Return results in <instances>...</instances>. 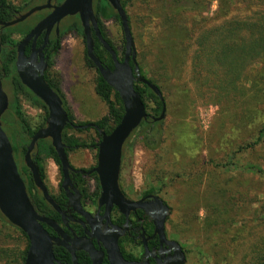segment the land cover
<instances>
[{"label": "rangeland", "instance_id": "374dc122", "mask_svg": "<svg viewBox=\"0 0 264 264\" xmlns=\"http://www.w3.org/2000/svg\"><path fill=\"white\" fill-rule=\"evenodd\" d=\"M123 1L132 18L135 62L160 87L165 119L160 149L148 151L134 138L123 151L121 184L135 197L156 187L170 209L167 231L181 243L186 264H245L264 245V61L249 65L252 60L244 59V49L264 32V0ZM104 29L122 56L120 25L104 21ZM222 39L236 45L225 47L224 41L233 52L227 59L215 53ZM230 59L240 72L235 81L224 80L226 66L218 67ZM53 60L76 121L93 123L106 115L82 38L66 33ZM148 106L151 115L153 104ZM21 107L32 122L40 116L26 101ZM71 134L87 143L95 137L92 131ZM95 159L88 148L69 154L70 165L79 169ZM45 172L55 194L58 167L47 160Z\"/></svg>", "mask_w": 264, "mask_h": 264}, {"label": "water", "instance_id": "95a60500", "mask_svg": "<svg viewBox=\"0 0 264 264\" xmlns=\"http://www.w3.org/2000/svg\"><path fill=\"white\" fill-rule=\"evenodd\" d=\"M94 0H65L59 7H55L51 14L39 22L30 34L20 43L18 47V59L16 62V74L20 83L35 96L47 108L48 117L44 128L38 130L30 140L24 155V165L30 172L35 188L41 193L44 201L56 212L60 213L59 207L51 198L47 187L41 180L38 167L31 158V153L37 143L42 140H49L60 163V172L62 176L61 188L68 191L71 186L69 173L73 172L68 157L65 152V145L62 142V132L69 124L68 116L63 109V104L58 95L48 86L44 79V64L40 69L35 70L34 64L26 60L23 56V47L31 38H37L42 31H46V37L51 28L59 25L60 21L66 17L77 16L84 35L85 54L87 59L96 68L103 81L118 94L122 103L123 115L119 124L106 135L95 125L88 124L84 128H93L100 136V141L96 148V167L91 173L96 174L100 188V204L110 203L116 206L121 212H127L136 208H141V203H132L124 198L119 189V178L122 164V151L126 141L132 133L148 118L145 106L141 98L134 90V85L140 83L145 85L160 101H162L159 89L149 81L141 77L138 67L136 66L135 47L131 32L127 23L126 14L121 6L120 0H106L111 8L117 13L121 30L124 38V58L122 62L117 59L116 53L103 40L97 26V20L93 11ZM49 5L39 6L31 9L18 19L3 23L0 22L1 28L13 27L31 15L48 9ZM94 37L101 44L102 48L108 53L113 63V70L105 68L100 60L93 54ZM34 46V44H33ZM132 62L134 69L129 63ZM8 97L3 91L0 81V213L13 227L20 230L29 242V248L26 253L24 264H57L53 254V246H64L59 240L49 236L43 225L57 230V225L50 219L40 216L34 209L25 185L19 175L11 144L5 132L2 129L1 118L8 110ZM165 119V107L154 122H161ZM74 129L79 127L73 126ZM80 173H83L80 172ZM158 204V217L154 219L156 231L163 232V226L166 217L169 214V208L163 205L157 198L153 197ZM155 214V209L150 213ZM91 255L93 264H100L93 255V249H84ZM108 259L111 263L122 261L121 254L114 243L111 250H108ZM170 264H186L184 253L177 248L176 258Z\"/></svg>", "mask_w": 264, "mask_h": 264}, {"label": "trees", "instance_id": "16d2710c", "mask_svg": "<svg viewBox=\"0 0 264 264\" xmlns=\"http://www.w3.org/2000/svg\"><path fill=\"white\" fill-rule=\"evenodd\" d=\"M121 6L126 14L127 23L132 35V18L128 11V3L126 1L120 0ZM93 11L95 18L97 20V26L100 31V34L103 40L112 48V50L116 53L117 59L119 62L123 61L125 49L123 47L122 56L119 55L117 49L111 43L110 39L107 37L104 29V21H115L120 25L119 18L117 13L111 8V6L106 2V0H94L93 1ZM9 22V21H8ZM4 23H7V20H4ZM62 31L64 33L72 32L73 34L82 38L84 44V35L83 30L80 24L78 17H69L65 23L62 25ZM121 28V26H120ZM18 28H4V33L1 35L0 33V51L1 45H5V36L10 32H17ZM122 31V30H121ZM92 37L94 40V50L93 54L97 57L102 65L109 69L113 70V63L111 61L108 53L102 48L101 44L94 37L93 31H91ZM123 35V33H122ZM259 38H256L254 41L250 42L248 48L244 49V59L247 61L252 60L249 65L253 62H262L264 61V32L259 33ZM236 40V39H235ZM224 41L226 42L225 47H235L236 45H229V39L221 40L222 44L219 45L217 42V51L215 52L218 58H226L228 52H232L223 46ZM134 42V39H133ZM237 42V40H236ZM123 44L124 38H123ZM220 47H224L221 49ZM244 48V46H242ZM233 53V52H232ZM231 54V53H230ZM243 53L238 54L239 62L243 57H241ZM232 55V54H231ZM231 58V57H230ZM0 60L5 62V75L7 78L11 80L9 89L7 87L3 88V91L8 97L9 106L8 110L4 113L1 118L2 129L7 135L9 142L12 147L13 157L19 172V175L25 185L28 197L35 209V211L42 217H46L48 219L53 218L54 212L51 207L44 201L41 193L35 188L30 172L24 165L23 159L26 153L27 147L30 143L33 135L40 129L44 128L46 125V119L48 117L47 108L43 105L41 101L36 99L31 92H29L19 81L17 75L15 74V68L13 66V59L8 60L4 53L0 54ZM220 61V59H219ZM234 59L228 60V64H225L222 60L223 64L218 65V67H222V65L226 66V69L222 71L221 77L224 80L235 81V79L239 76L238 71H233L232 63ZM85 65L88 69H92L96 73V78L94 81V94L97 98L103 103L107 109L106 115H104L99 120L89 123V122H77L76 118L66 100V96L62 90V77L57 72L54 71V62H50L47 73L45 74V81L48 86L58 95L63 104V109L65 110L69 124L65 127L62 132V142L65 145V152L69 160V154L77 149L88 148L96 152L97 144L100 141V136L93 128H84L88 124L95 125L99 130L103 131L106 135L110 134L111 131L119 124L122 115L123 108L121 100L118 97V94L115 93L100 77L96 68L93 64L87 59L85 54ZM130 67L134 69V65L132 62L129 63ZM136 66L139 69L140 75L145 80L149 81L151 84L156 86L159 90L160 87L150 80L146 79L142 68H140L137 64ZM207 72L204 75L207 77ZM214 72V70H213ZM216 72V71H215ZM214 72V74H215ZM218 73V72H217ZM235 74V75H234ZM2 74H0L1 77ZM201 75V74H199ZM234 75V76H233ZM231 76V78H230ZM261 79L264 82V67H262V74L259 76V80ZM262 82V81H261ZM219 85L222 84V81L219 80ZM262 87V94H264V83ZM134 90L137 92L143 102L148 118L146 121L142 122L141 125L132 133L129 139L126 141L123 151L131 145V142L134 138L139 139L143 147L148 151H156L161 148L163 144V123L162 122H154L153 118L159 117L163 105L164 100L160 101L145 85L140 83H136L134 85ZM231 90V89H230ZM32 99V100H31ZM26 101L31 107L40 111V116L34 122L28 120L24 113L22 112L21 103ZM151 102L153 104V108L150 109L151 115L148 113L149 106L148 103ZM73 126L79 127L74 129ZM93 132L95 137L90 139L89 142H85L76 138L71 133H89ZM264 133V128L261 130ZM260 139L248 144L247 148H251L257 145ZM122 151V154H123ZM31 158L33 162L36 163L41 180L45 184L48 189V192L51 191L46 183V172H45V164L47 160L52 161L60 172V163L57 158V155L52 148L49 140L39 141L31 153ZM123 160V156H122ZM260 172V171H257ZM61 174V172H60ZM156 187L151 188L147 193L157 195ZM50 194V193H49ZM55 203L59 204V199L51 197ZM222 227V229H221ZM228 226H219L218 229L220 232L224 230ZM43 228L46 227L43 225ZM216 229L217 231H219ZM14 244H12V242ZM29 248V242L26 236L17 228L13 227L10 223L6 221V219L0 213V264H24L27 250ZM54 257H56V250L53 251ZM245 264H264V245L262 247H256L253 249V253L250 259L245 262Z\"/></svg>", "mask_w": 264, "mask_h": 264}, {"label": "flooded vegetation", "instance_id": "af4514ba", "mask_svg": "<svg viewBox=\"0 0 264 264\" xmlns=\"http://www.w3.org/2000/svg\"><path fill=\"white\" fill-rule=\"evenodd\" d=\"M64 1L16 0L11 4L10 0H0V22L3 23L4 20H7V23L12 22L35 7L49 5L48 9L35 13L11 27H17V32H10L5 36L6 44L1 45L0 54L3 52L7 61L13 59L14 68L20 43L39 22L48 17L53 9ZM68 18L62 19L58 26H53L47 38L44 30L37 38H31L23 47L24 58L34 64L35 70L46 65L43 70L44 79L49 64L54 61L53 58L58 54L61 41L66 35L62 31V25ZM0 33L1 35L4 33V28L1 26ZM5 65V62L0 60V74H2L0 81L2 88L9 89L11 80L4 74ZM95 167L96 159L87 168L72 167L74 171L69 173L71 186L68 187V191L61 188L62 176L56 193L49 191L51 197L59 199V204H56L60 213L51 208L54 215L50 219L57 225V230L44 225L49 236L64 245L53 246V251L56 250L57 264H93L91 255L84 250H90L91 247L95 254L94 258L99 260L100 264H170L176 258L177 248L185 255L181 243L172 238L167 231L166 221L169 214L163 232L156 231L154 219L158 217L159 211L158 203L153 197H157L167 206L162 199L147 192L135 197L125 190L119 178L118 185L124 198L132 203L140 202L143 209L136 208L123 213L109 202L100 204V184L96 174L91 173ZM82 171L83 173H80ZM154 209L155 214L152 216L150 213ZM114 243L117 244L122 261L111 263L108 259V250L112 249Z\"/></svg>", "mask_w": 264, "mask_h": 264}, {"label": "crops", "instance_id": "0c3cea01", "mask_svg": "<svg viewBox=\"0 0 264 264\" xmlns=\"http://www.w3.org/2000/svg\"><path fill=\"white\" fill-rule=\"evenodd\" d=\"M62 90H63V88H62ZM63 92H64V90H63Z\"/></svg>", "mask_w": 264, "mask_h": 264}]
</instances>
